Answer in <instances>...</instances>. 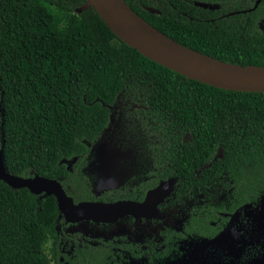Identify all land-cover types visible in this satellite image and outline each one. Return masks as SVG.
<instances>
[{"label":"trees","instance_id":"trees-1","mask_svg":"<svg viewBox=\"0 0 264 264\" xmlns=\"http://www.w3.org/2000/svg\"><path fill=\"white\" fill-rule=\"evenodd\" d=\"M124 1L190 50L264 68V0L255 9L254 0H232L218 10L180 0ZM85 3L0 0V146L7 172L19 178L62 176L60 160L84 155V141L92 142L107 121L102 104L121 96L140 105L163 133L176 127L206 144L212 167L225 163L245 193L254 183L255 197L261 193L264 94L187 80L127 47L92 7L82 8ZM218 150L222 157L213 161ZM58 216L53 196L0 181V264L57 263L49 246L57 239Z\"/></svg>","mask_w":264,"mask_h":264},{"label":"flooded vegetation","instance_id":"flooded-vegetation-1","mask_svg":"<svg viewBox=\"0 0 264 264\" xmlns=\"http://www.w3.org/2000/svg\"><path fill=\"white\" fill-rule=\"evenodd\" d=\"M180 1L218 10L232 0ZM102 106L106 123L53 180L75 205L129 208L105 223L58 216L51 264H264V190L245 193L225 163L212 167L206 144L176 127L163 133L137 103Z\"/></svg>","mask_w":264,"mask_h":264},{"label":"water","instance_id":"water-1","mask_svg":"<svg viewBox=\"0 0 264 264\" xmlns=\"http://www.w3.org/2000/svg\"><path fill=\"white\" fill-rule=\"evenodd\" d=\"M259 2L260 0H257L253 9ZM86 7H92L110 31L127 47L187 80L221 90L264 94V68L262 67L236 66L190 50L152 27L135 14L124 0H86L82 8ZM209 9L213 8L209 7ZM148 11L157 13L150 9ZM218 157L221 155L219 154ZM0 181L14 190L27 189L35 196H53L59 217H64L67 221L110 222L129 208L125 203L75 205L56 180L36 175L31 178L10 175L4 165L3 142L0 146Z\"/></svg>","mask_w":264,"mask_h":264}]
</instances>
